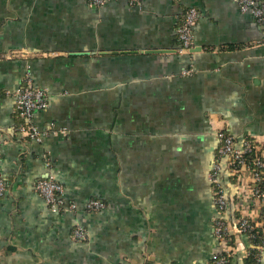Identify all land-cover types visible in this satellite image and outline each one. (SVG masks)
Segmentation results:
<instances>
[{
    "label": "crops",
    "instance_id": "crops-1",
    "mask_svg": "<svg viewBox=\"0 0 264 264\" xmlns=\"http://www.w3.org/2000/svg\"><path fill=\"white\" fill-rule=\"evenodd\" d=\"M191 6L183 52L176 27ZM27 78L48 92L32 119L41 141L19 131L13 93ZM220 129L264 146V26L236 0H0V264H208ZM226 163L228 223L260 225L250 172ZM49 175L75 211L35 191ZM93 198L105 207L87 210ZM76 224L85 240L72 239ZM229 239L228 264H244L247 235Z\"/></svg>",
    "mask_w": 264,
    "mask_h": 264
},
{
    "label": "built area",
    "instance_id": "built-area-1",
    "mask_svg": "<svg viewBox=\"0 0 264 264\" xmlns=\"http://www.w3.org/2000/svg\"><path fill=\"white\" fill-rule=\"evenodd\" d=\"M86 1L90 6L99 7L113 0ZM236 1L241 12L249 14L258 24L264 26V0ZM126 2L128 5L134 6L138 4L139 0H126ZM197 18L198 10L193 6L187 7L182 12L179 24L176 27L180 51L188 52L193 48V28ZM191 72V67L183 71L187 75ZM13 96L15 108L23 120L19 131L33 140L41 141L45 132L40 131L32 119L35 112L47 107L48 92L45 88L32 86L27 78L25 83L13 93ZM215 138L217 145L207 178L213 191L212 199L216 211L213 219V233L219 250L212 255L208 264H228L230 262L232 251L229 238L232 232L247 235L249 247L246 249L245 257L251 255L254 264H261L264 235L257 232L258 222L249 217L239 216L233 221V224L228 223L229 200L221 182V173L224 166L223 161L227 162L230 175L241 176L242 171L248 170L252 178V199L264 201V188L261 186L264 185V147L252 138H244L238 144L235 137L225 129L217 130ZM34 189L53 211L63 213L76 210L75 203L65 199L64 187L53 175L37 179ZM5 192V182L0 173V197ZM104 207V202L99 199L93 198L86 202V209L90 211H97ZM71 237L74 240H85L87 235L85 229L76 224L72 229ZM244 264L248 263L244 262Z\"/></svg>",
    "mask_w": 264,
    "mask_h": 264
},
{
    "label": "trees",
    "instance_id": "trees-1",
    "mask_svg": "<svg viewBox=\"0 0 264 264\" xmlns=\"http://www.w3.org/2000/svg\"><path fill=\"white\" fill-rule=\"evenodd\" d=\"M262 147H264V146H262ZM261 186H262V188H264L263 184ZM262 217H263L262 222L256 229L258 230L257 232H260L262 235H264V212H263ZM244 261L248 264H254V260H253L251 255L247 256Z\"/></svg>",
    "mask_w": 264,
    "mask_h": 264
}]
</instances>
